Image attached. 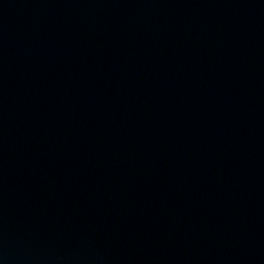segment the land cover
<instances>
[{"label":"water","instance_id":"1","mask_svg":"<svg viewBox=\"0 0 264 264\" xmlns=\"http://www.w3.org/2000/svg\"><path fill=\"white\" fill-rule=\"evenodd\" d=\"M0 264H264V0H0Z\"/></svg>","mask_w":264,"mask_h":264}]
</instances>
